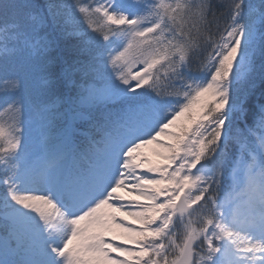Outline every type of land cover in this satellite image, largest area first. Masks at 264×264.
I'll use <instances>...</instances> for the list:
<instances>
[{
	"label": "snow or ice",
	"instance_id": "obj_1",
	"mask_svg": "<svg viewBox=\"0 0 264 264\" xmlns=\"http://www.w3.org/2000/svg\"><path fill=\"white\" fill-rule=\"evenodd\" d=\"M0 264H264V0H0Z\"/></svg>",
	"mask_w": 264,
	"mask_h": 264
},
{
	"label": "trees",
	"instance_id": "obj_2",
	"mask_svg": "<svg viewBox=\"0 0 264 264\" xmlns=\"http://www.w3.org/2000/svg\"><path fill=\"white\" fill-rule=\"evenodd\" d=\"M5 119H6V117H5Z\"/></svg>",
	"mask_w": 264,
	"mask_h": 264
}]
</instances>
